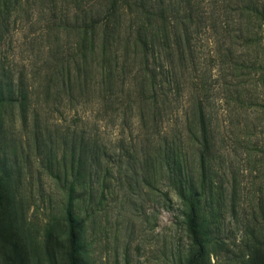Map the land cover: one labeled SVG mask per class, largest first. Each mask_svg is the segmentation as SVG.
Segmentation results:
<instances>
[{
  "label": "trees",
  "instance_id": "trees-1",
  "mask_svg": "<svg viewBox=\"0 0 264 264\" xmlns=\"http://www.w3.org/2000/svg\"><path fill=\"white\" fill-rule=\"evenodd\" d=\"M22 1L0 0V40ZM60 1L68 6L56 22L43 18L40 43L49 48L33 70L16 74L0 58V133L18 109L24 124L33 116L38 139L48 130L58 137L48 167L66 193L70 264H80L85 249L77 202L95 214L115 181L154 189L149 176L160 178L198 234L221 129L210 93L237 110L263 104L264 113V0ZM200 41L209 46V66L199 58ZM55 114L73 123L65 130L49 124ZM107 127L114 142L102 133ZM0 174L10 190L12 171Z\"/></svg>",
  "mask_w": 264,
  "mask_h": 264
},
{
  "label": "rangeland",
  "instance_id": "rangeland-1",
  "mask_svg": "<svg viewBox=\"0 0 264 264\" xmlns=\"http://www.w3.org/2000/svg\"><path fill=\"white\" fill-rule=\"evenodd\" d=\"M67 6L60 0H23L0 40L4 66L16 74L33 70L49 48L40 43L43 18L56 22L58 10ZM198 49L208 65L207 42L200 41ZM259 89L264 93V86ZM213 96L210 111L221 129L210 166L214 190L202 200L205 215L198 234L188 225L184 203L165 194L160 178L149 176L154 189L148 181L134 190L115 181L95 214L87 202H77L78 217L86 220L80 264H264L263 104L237 110L234 102ZM56 116L49 124L56 121L65 130L73 123L70 115L58 121ZM33 120L29 114L24 124L16 109L14 120L7 121L8 132L0 133V173H13L10 190L0 174V264H70L66 193L48 167L59 139L51 130L38 139ZM102 133L106 140H116L111 127ZM189 151L200 180L199 158Z\"/></svg>",
  "mask_w": 264,
  "mask_h": 264
}]
</instances>
